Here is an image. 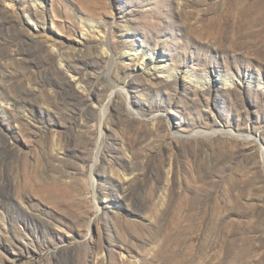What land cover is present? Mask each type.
<instances>
[{
  "label": "rangeland",
  "instance_id": "1",
  "mask_svg": "<svg viewBox=\"0 0 264 264\" xmlns=\"http://www.w3.org/2000/svg\"><path fill=\"white\" fill-rule=\"evenodd\" d=\"M0 264H264V0H0Z\"/></svg>",
  "mask_w": 264,
  "mask_h": 264
},
{
  "label": "bare ground",
  "instance_id": "2",
  "mask_svg": "<svg viewBox=\"0 0 264 264\" xmlns=\"http://www.w3.org/2000/svg\"><path fill=\"white\" fill-rule=\"evenodd\" d=\"M132 51L133 50H136V48L135 49H131ZM131 52V51H130ZM127 56L129 57V60H133L135 57H136V54H130V53H128L127 54ZM151 57V56H150ZM150 64L152 65V67L153 68H160L159 70H158V72L159 73H162V74H164V76H165V78L166 79H170V78H174L175 77V74H173L172 72H171V70L168 68V65H160L161 63L159 62V60H158V58L157 57H152V59L150 60ZM242 78H243V80L245 81V82H248V83H252V82H254L255 83V85L257 86V87H260V86H262L263 85V82H262V79L258 76L257 77V79L253 76V75H251V74H244V75H242ZM195 82H197V81H195ZM223 83H224V85H232L233 84V82L231 81V82H229V80H224L223 81ZM221 132H222V130H221ZM216 135V134H215ZM97 156H96V160H97ZM94 182H93V180H92V184H93ZM94 187V186H93Z\"/></svg>",
  "mask_w": 264,
  "mask_h": 264
}]
</instances>
